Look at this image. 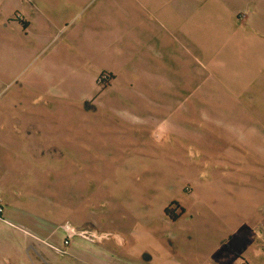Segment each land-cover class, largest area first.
I'll return each mask as SVG.
<instances>
[{
    "label": "crops",
    "instance_id": "crops-1",
    "mask_svg": "<svg viewBox=\"0 0 264 264\" xmlns=\"http://www.w3.org/2000/svg\"><path fill=\"white\" fill-rule=\"evenodd\" d=\"M184 36L191 47L183 44ZM0 54V69L5 73L9 67L21 72L29 68L22 85L33 86L37 94L15 93V99L30 101L20 103L21 111L47 118L73 113L70 107H60L58 100L74 101L73 107L98 100L95 80L102 72L112 75V86L120 80L122 85L138 83L149 92L158 90L156 111L167 115V108L173 107L168 115L175 114L157 126L158 168L147 160L157 171L152 178L159 184L179 174L168 164L173 149L178 161L187 158L183 149H195L204 152L208 164L226 159L225 163L243 165L235 174H224L223 178L240 182L222 186V203L207 204L206 214H195L193 219L185 218L187 209L182 221L174 214L172 220H180L182 228L157 244L145 238L142 227L141 242L134 236L127 247L109 245L113 251L109 264H146L141 263V251L132 252L139 243L157 256V264H238L239 257L264 264L262 239L255 233L248 236L251 227L264 226V211H260L264 207V111L250 109L246 102L264 93L250 92L264 81V0H0ZM200 82L202 91H192ZM100 110L82 108V115ZM7 111L0 103V164L53 163L54 157L37 156L35 142L20 134L22 128L11 123ZM50 124L43 126L52 130L47 145L82 148V164H97L95 156L86 157V149L96 143L88 139L90 132L69 123ZM62 128L66 132L58 134ZM198 167H184L179 176L199 179ZM85 173L82 167V179ZM24 177L19 171L0 170L3 259L19 263L33 248L41 259L46 256L54 264H101L98 253L80 238L72 239L65 257H58L51 245L61 247L64 234L56 226L54 201L49 199L53 189L49 175H39L36 195L24 188ZM213 177L201 185L207 202L215 189V182L209 180ZM247 178L259 179L260 188L248 189ZM174 243L187 246L176 254L169 248Z\"/></svg>",
    "mask_w": 264,
    "mask_h": 264
},
{
    "label": "rangeland",
    "instance_id": "rangeland-1",
    "mask_svg": "<svg viewBox=\"0 0 264 264\" xmlns=\"http://www.w3.org/2000/svg\"><path fill=\"white\" fill-rule=\"evenodd\" d=\"M242 13L245 15L247 11ZM183 44L192 46L191 41L186 36L183 37ZM186 47L190 48L189 46ZM12 55L13 53H11ZM199 58L204 60L201 56ZM2 59L3 56L0 54V62ZM3 70L5 69H0V81L2 82L0 85V103L8 108V119L12 121V124L16 123L22 128L20 134L26 140H30L29 142L32 144L35 142L36 147L33 150L38 154L37 156L43 159L54 157L55 161L53 163L21 165L7 162L0 164V170L2 168L6 172L19 171L25 174L26 177L21 182L24 188H29L28 191L34 195L39 193L38 188H40L41 182L38 178L39 175L48 173L49 187H53L52 190L50 189L51 191L49 190V194H51L49 199L54 201L56 226L59 227L68 221L81 229H96L106 233V236L97 242L81 239L82 243L90 245L93 248L92 251L98 253L101 261H103L101 264H109L110 262V255L113 254V251L111 250L112 246L109 245L127 247L129 245L128 239L134 236L139 238L141 242L142 227L147 231L144 235L145 238L152 243L157 244L159 239L164 237L169 240L182 228L180 220L184 216L193 219L195 214L205 215L207 204L219 205L222 203L223 185L236 186L240 182L238 179L223 177L225 173L235 174L239 172L243 165L237 162L225 163L226 159H220V163L208 164L205 161L207 156L204 152L200 154L195 149H183L187 158H181L178 161L174 157L176 149L171 148L173 153L168 164L174 171L178 169L177 178L167 180V183L163 182V184H159L158 179L152 178L157 175L154 167L158 168L161 154L158 145L157 126L165 118L171 121L175 116V114L168 115L174 110L173 107L167 108L168 116L157 112L159 108L158 90L154 88L150 90V93L141 84L124 85L123 83L122 85L120 80L117 82L119 85L112 86L110 73H108L109 78L100 84L97 83L99 73L95 80L100 92L98 100L92 103H84L83 101L79 107H73L76 105L73 103L74 101L58 100L57 103L61 105L60 107H70L73 113L70 115L65 113V115L55 116L52 119L51 117L36 115L34 111L30 110L22 112L20 103L30 101L22 99L21 102L15 99V93L21 91H24L23 94L27 97L37 94L33 86L22 85L23 77L29 68H25L22 72L16 67H9L6 73ZM203 85L201 82L197 83L192 91L200 93ZM85 86L82 85V87ZM155 87L158 89V85ZM250 92H264V81L261 84L253 85ZM82 99L84 98L82 97ZM171 101L174 105L173 99ZM246 102L251 105L250 109L260 108L259 111H264V93H260L253 100L246 99ZM92 107L101 110L90 115H82V108ZM50 123L57 126H66L69 123L68 126L81 129L83 127L84 130L90 132L91 137L88 139L96 141V143L86 149V157L91 160L92 156H95L98 159L97 164L89 162L82 164V148L68 150L47 145L52 130L49 128L45 130L43 126ZM151 129L152 132L150 133ZM63 132H66L65 128L58 129V134ZM80 133L82 135V131ZM149 133L152 134V138ZM77 134L79 135L78 131ZM78 140L82 141V137ZM180 152L182 151L180 150ZM199 158L204 161L198 162ZM148 159L152 160L154 167L149 166ZM197 164L200 172L202 171L199 179L193 180L189 177L179 176L183 173L184 167L188 168L193 165L197 167ZM258 166L250 165L249 168L256 169ZM82 167L86 172L83 179ZM210 176H215L213 179L209 178L211 182H215V189L210 192L212 194L211 201L207 202L205 199L206 191L203 190L204 194L202 193L201 185ZM246 183L248 189L255 191L260 188L259 179L247 178ZM176 198L179 199L180 204H177L178 206L171 204L173 200L177 201ZM0 204L5 208L1 201ZM262 207L260 211H264V207ZM165 208L168 209V214L165 213ZM185 209H187V213L183 216ZM191 209L195 213H190L189 210ZM173 214L181 216L179 223L177 220H172L171 215ZM4 218L5 216H0V223ZM261 221L264 222V217ZM262 225L259 224L248 229V236L254 234ZM117 236L121 238L118 240ZM116 241H119L118 245L115 244ZM142 244H135L132 252L141 251L140 253L143 255L141 263L157 264V256L153 255ZM186 246V244L174 243L169 248L171 252L177 254L183 249L185 250ZM56 253L59 258L65 257V253ZM44 259H41L33 248H29L21 262L18 263L11 259L9 263L0 255V264H54L48 257L44 256Z\"/></svg>",
    "mask_w": 264,
    "mask_h": 264
},
{
    "label": "built area",
    "instance_id": "built-area-1",
    "mask_svg": "<svg viewBox=\"0 0 264 264\" xmlns=\"http://www.w3.org/2000/svg\"><path fill=\"white\" fill-rule=\"evenodd\" d=\"M109 78V74L106 72H102L97 77V83L102 84ZM3 207L0 204V216H2ZM64 234V238L62 240L61 247H55L51 245L56 251L60 253H66V248L71 244L72 238H80L89 242H97L106 236L104 232L98 231L96 229L89 228H78L70 222L66 221L62 223L59 227ZM255 234H259V237L262 239L263 249H264V226L259 227ZM238 264H250L249 261L244 257H239Z\"/></svg>",
    "mask_w": 264,
    "mask_h": 264
},
{
    "label": "trees",
    "instance_id": "trees-1",
    "mask_svg": "<svg viewBox=\"0 0 264 264\" xmlns=\"http://www.w3.org/2000/svg\"><path fill=\"white\" fill-rule=\"evenodd\" d=\"M171 204L174 205V206H175V205L178 206L177 203H176L175 201H172ZM165 213L168 214V209H167V208H165ZM176 216H177V215H174V214H173V215H171V218H172V219H175Z\"/></svg>",
    "mask_w": 264,
    "mask_h": 264
}]
</instances>
